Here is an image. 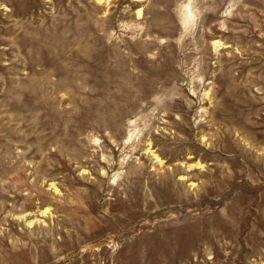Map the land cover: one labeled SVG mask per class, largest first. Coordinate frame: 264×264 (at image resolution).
<instances>
[{
	"label": "rangeland",
	"instance_id": "obj_1",
	"mask_svg": "<svg viewBox=\"0 0 264 264\" xmlns=\"http://www.w3.org/2000/svg\"><path fill=\"white\" fill-rule=\"evenodd\" d=\"M0 264H264V0H0Z\"/></svg>",
	"mask_w": 264,
	"mask_h": 264
}]
</instances>
